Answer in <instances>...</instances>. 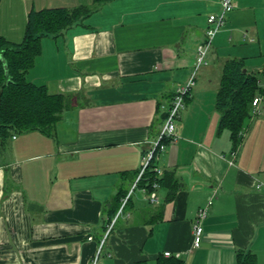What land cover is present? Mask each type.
Instances as JSON below:
<instances>
[{
  "label": "crops",
  "instance_id": "obj_1",
  "mask_svg": "<svg viewBox=\"0 0 264 264\" xmlns=\"http://www.w3.org/2000/svg\"><path fill=\"white\" fill-rule=\"evenodd\" d=\"M220 1L112 0L40 40L26 80L71 100L51 136L13 134L0 152V264H91L102 240L98 264H236L239 250L264 264V95L239 147L218 132L214 107L226 60L264 68V0H231L175 121L177 139L155 153L152 170L172 175L173 196L167 182L150 193L134 186ZM79 5L91 0H0V36L19 43L30 10ZM208 198L193 248L195 212Z\"/></svg>",
  "mask_w": 264,
  "mask_h": 264
},
{
  "label": "trees",
  "instance_id": "obj_2",
  "mask_svg": "<svg viewBox=\"0 0 264 264\" xmlns=\"http://www.w3.org/2000/svg\"><path fill=\"white\" fill-rule=\"evenodd\" d=\"M112 0H91L90 6L79 5L72 9L45 8L27 13L23 38L11 43L0 36V152L4 151L13 134L37 131L51 136L61 113L71 100L69 95L49 94L45 85H35L26 80L27 71L33 66L35 57L41 53L43 37L56 38L66 30L82 25L84 20L104 3ZM243 59L232 58L224 62L214 107L219 113L218 132L227 130L234 142L238 133L250 117L251 101L264 94L260 82L262 72H248ZM164 143H169L165 140ZM153 159L137 182L150 193L153 184L168 185V199L178 185L169 173L161 177L152 170ZM121 198L115 196L113 212L120 207ZM123 208V207H122ZM133 264H144L137 261ZM159 264H183L173 257ZM236 264H259L250 252L239 250Z\"/></svg>",
  "mask_w": 264,
  "mask_h": 264
},
{
  "label": "built area",
  "instance_id": "obj_3",
  "mask_svg": "<svg viewBox=\"0 0 264 264\" xmlns=\"http://www.w3.org/2000/svg\"><path fill=\"white\" fill-rule=\"evenodd\" d=\"M221 10L218 14L215 15H209L207 18V28L205 32V39L202 44L198 45L196 48L197 56L195 59L194 67L192 70L191 75L189 78L180 86H178L174 92V95L172 97V101L170 103V106L168 108V111L165 116L164 124L162 127V130L159 134V137L157 141L153 144L151 149L142 157L141 160V166L136 178V182L134 186L137 184V182L140 180V178L143 176L145 170L148 168L150 161L154 158L155 153L158 151H162L164 149V141L168 140L170 142L175 141L177 139L176 137V127H175V121L179 116V112L184 108V100L189 95L191 88L194 84L195 79V72L196 70L201 66L205 65L207 63V56L209 53V49L212 45L213 39L215 35L218 33V31L222 28L225 21V16L228 12L232 10V2L231 0H221L220 1ZM264 73V68L261 71ZM261 101L260 96H255L251 101V114L252 116L259 114V104ZM239 135H242V132L239 133ZM236 154V151H232L230 153V158L228 160V164L232 165L234 156ZM153 184V186H155ZM151 201H156L155 195H150ZM212 204V199L208 198L206 204L202 207H199L195 212V219L194 224L192 226V247L197 248L201 241L202 236V221L205 219L208 213V209L210 205ZM109 230V228H108ZM107 230V232H108ZM103 243V240L100 243L99 250L101 248V245ZM98 250V252H99ZM97 252V254H98ZM97 254L92 259L91 264H98L97 263ZM165 257L171 256L169 252H165L163 254ZM174 257L178 258L179 254H175Z\"/></svg>",
  "mask_w": 264,
  "mask_h": 264
},
{
  "label": "rangeland",
  "instance_id": "obj_4",
  "mask_svg": "<svg viewBox=\"0 0 264 264\" xmlns=\"http://www.w3.org/2000/svg\"><path fill=\"white\" fill-rule=\"evenodd\" d=\"M261 2V0H252V3L253 4H257V5H259V3ZM256 43V42H255ZM246 44H248V43H246ZM210 49H211V47H210ZM207 58H208V56H207ZM251 59L252 60H256V59H258V57L257 56H255V55H253V56H251ZM264 82V81H263ZM264 95V94H263ZM260 114V113H259ZM259 114L258 115H254V116H252V114H251V110H250V117L247 119V123H248V125H247V127L246 128H243L244 130V134H245V132H246V129H248L249 127H250V124L253 122V121H255L258 117H259ZM242 139L243 138H238V140H237V142H236V145H237V147H239L240 146V144H241V141H242Z\"/></svg>",
  "mask_w": 264,
  "mask_h": 264
},
{
  "label": "water",
  "instance_id": "obj_5",
  "mask_svg": "<svg viewBox=\"0 0 264 264\" xmlns=\"http://www.w3.org/2000/svg\"><path fill=\"white\" fill-rule=\"evenodd\" d=\"M243 72H245V69L243 70Z\"/></svg>",
  "mask_w": 264,
  "mask_h": 264
}]
</instances>
